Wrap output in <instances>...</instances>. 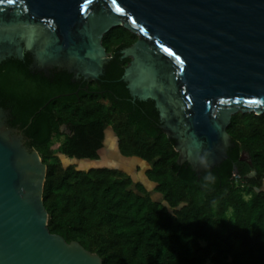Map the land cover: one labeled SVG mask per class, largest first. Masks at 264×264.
<instances>
[{"label": "water", "instance_id": "95a60500", "mask_svg": "<svg viewBox=\"0 0 264 264\" xmlns=\"http://www.w3.org/2000/svg\"><path fill=\"white\" fill-rule=\"evenodd\" d=\"M118 26L137 37L120 52L130 59L120 80L153 102L176 163L219 166L231 117L264 114V0H0V61L28 51L95 79L108 60L101 40ZM2 118L0 264H102L48 231L46 166Z\"/></svg>", "mask_w": 264, "mask_h": 264}, {"label": "trees", "instance_id": "16d2710c", "mask_svg": "<svg viewBox=\"0 0 264 264\" xmlns=\"http://www.w3.org/2000/svg\"><path fill=\"white\" fill-rule=\"evenodd\" d=\"M135 40L120 27L103 37L112 54L104 76L109 105L99 98L81 106L60 100L54 107L41 76L15 60L0 67V103L46 166L48 231L79 243L102 264H264V114L231 117L226 133L232 147L219 166L197 174L178 165L174 142L155 128L152 104L140 103L143 116L121 104L128 96L117 51ZM61 123L72 132L62 141ZM108 132L122 160L146 166L144 178L161 201L141 181L104 163L81 171L62 165L59 156L98 161ZM242 152L250 165L239 160ZM232 173L243 189L234 187Z\"/></svg>", "mask_w": 264, "mask_h": 264}, {"label": "flooded vegetation", "instance_id": "af4514ba", "mask_svg": "<svg viewBox=\"0 0 264 264\" xmlns=\"http://www.w3.org/2000/svg\"><path fill=\"white\" fill-rule=\"evenodd\" d=\"M119 27L123 28L121 26L114 27V28H119ZM133 36H135V35H133ZM136 40H137V37H136ZM136 40L132 44H130L124 48H121L117 51V53L119 55V60L122 62H125L123 65V71L128 66L130 59L129 58L121 59L120 58L121 57L120 52L122 50L130 47L131 45H133L136 42ZM101 47L103 48L105 54L107 55L108 60L103 64L102 74L95 79H91L85 75H82L81 73H78V72L70 71L69 69H67L64 66L61 67V66H57V65H52L50 63L39 64L38 62L34 61L32 55L28 51L23 52V58L22 59H16L14 57H11V58H7V59L0 61V67H2V65L5 64V62H7V61L15 60V61H19L22 64H24L26 69L29 71V73L32 76H41L42 79L44 80L45 86L47 88L46 92H49L51 94V96L47 100V104H52L54 107H56V104H57L56 102L60 101V100L63 103L73 102L76 105L81 106V105L87 104V103H94L99 98H100L99 100H101L102 103H104L105 105H109L110 96H112V94L110 91L105 89L106 85H108V82L104 79V76H105V68H106L107 64L111 61L112 54L109 53L105 49V47L103 46V38L101 40ZM123 71H122V73H123ZM121 76H122V74H121ZM119 81L124 85V88L127 91L126 84L123 83L120 80V78H119ZM127 96H128L127 98H125L124 100L121 101L122 102L121 104L125 105L127 108H131L134 113L138 112V113H141V115L143 116L145 114V110H144V106L140 105V103H148V102H150L152 104L154 110L156 111L152 101H149V100L139 101L137 99L131 98L128 91H127ZM0 110L3 113L2 121L4 122L5 126L9 129L14 130L15 135L17 137H20L22 139L23 144L25 146H27L28 139L23 134L22 130L19 128V124H17V123L14 124L15 120H14V117L11 115L10 109L7 108L4 104L0 103ZM156 114H157V120L155 123L156 124L155 128L161 132V130H160L161 122L159 121L157 111H156ZM58 132L61 135L60 138H62V139L64 136L65 137L66 136L71 137L72 136L71 125L69 123L59 124L58 125ZM106 136H107V133H106ZM111 140H112V138L110 137V139H109L110 143H111ZM106 143H107V141H106V137H105L104 145ZM113 143L115 144V142H113V140H112V144ZM103 150H105V149H103ZM103 153H104V151H102L99 154L100 158L102 157ZM116 155L119 158V160H122V158L118 154H116ZM247 160H248V158L246 157L244 160H240V161L241 162H247V164L250 165V163ZM254 175H255L254 172L250 173V177H253Z\"/></svg>", "mask_w": 264, "mask_h": 264}, {"label": "rangeland", "instance_id": "374dc122", "mask_svg": "<svg viewBox=\"0 0 264 264\" xmlns=\"http://www.w3.org/2000/svg\"><path fill=\"white\" fill-rule=\"evenodd\" d=\"M110 133H107L106 136V141L107 143L105 144L106 146L104 147L105 150L104 153L102 154V157L96 161V162H88V161H74V160H68L64 157H59L61 160V163L64 167H74L76 170H87L89 168H95L101 166L103 163L106 167L108 168H113L116 170L124 171L127 174H130L135 181H141L146 189L149 191L151 198L159 202L161 201L160 195L154 193L152 191V185L148 184L146 179L144 178L143 172L146 169V166L142 164L140 161L137 160H119L117 157L116 153L113 150L114 143L112 144L109 141L110 139ZM62 140V138H61ZM114 142V141H113ZM113 150V151H112Z\"/></svg>", "mask_w": 264, "mask_h": 264}, {"label": "built area", "instance_id": "2783aa9c", "mask_svg": "<svg viewBox=\"0 0 264 264\" xmlns=\"http://www.w3.org/2000/svg\"><path fill=\"white\" fill-rule=\"evenodd\" d=\"M231 181L234 184V187L237 189H243L245 186L244 181L241 180L240 176L237 173H232Z\"/></svg>", "mask_w": 264, "mask_h": 264}, {"label": "snow or ice", "instance_id": "6c2138e0", "mask_svg": "<svg viewBox=\"0 0 264 264\" xmlns=\"http://www.w3.org/2000/svg\"><path fill=\"white\" fill-rule=\"evenodd\" d=\"M12 2V0H9V3H11Z\"/></svg>", "mask_w": 264, "mask_h": 264}]
</instances>
